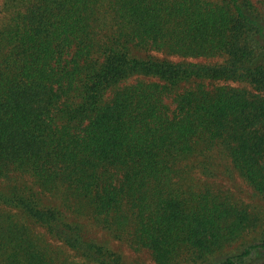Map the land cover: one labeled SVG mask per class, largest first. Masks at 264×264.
<instances>
[{"label":"trees","instance_id":"obj_1","mask_svg":"<svg viewBox=\"0 0 264 264\" xmlns=\"http://www.w3.org/2000/svg\"><path fill=\"white\" fill-rule=\"evenodd\" d=\"M0 15V264H126L92 228L157 264L262 256L264 236L218 259L262 219L211 179L236 171L264 200V0Z\"/></svg>","mask_w":264,"mask_h":264},{"label":"rangeland","instance_id":"obj_2","mask_svg":"<svg viewBox=\"0 0 264 264\" xmlns=\"http://www.w3.org/2000/svg\"><path fill=\"white\" fill-rule=\"evenodd\" d=\"M3 0H0V3H2ZM1 17V15H0ZM151 53H154L159 56H163V53L157 52V51H151ZM174 60L179 59L178 57H170ZM218 83H224L221 81H218ZM235 85H240L238 83L234 82H227ZM213 181L218 182L219 184L224 187V189H230L232 193L247 202L248 204H251L252 207L257 208L260 211V217H261V224L257 226L256 228L247 229V231L240 237L239 240L234 242L232 245H229L225 247L220 253H218V259H223L227 254L232 253L233 251L242 248L246 243L259 240L261 237L264 236V200L261 199L259 196L255 194L253 189L245 182L244 179H241L238 176V173L235 171V174L233 177H230L228 179H211ZM90 235L92 237H95L96 239H99L100 241H107L109 242L110 246L114 248L115 250L119 251L125 258L126 264H157L155 260L153 259L151 252L148 249H142L140 251H134L127 243L123 241H119L114 239L112 236L108 235L105 231L98 229V228H92L90 230ZM51 239V238H50ZM55 246H61L62 243H60L57 240H50ZM254 259L250 260L248 264H256L264 261V253L262 256L256 258V254L252 256Z\"/></svg>","mask_w":264,"mask_h":264}]
</instances>
